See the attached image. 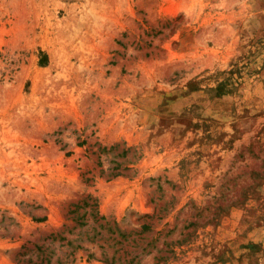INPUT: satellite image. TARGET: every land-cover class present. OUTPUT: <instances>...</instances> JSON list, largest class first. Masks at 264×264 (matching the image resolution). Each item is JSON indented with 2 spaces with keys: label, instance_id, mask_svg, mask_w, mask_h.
<instances>
[{
  "label": "rangeland",
  "instance_id": "rangeland-1",
  "mask_svg": "<svg viewBox=\"0 0 264 264\" xmlns=\"http://www.w3.org/2000/svg\"><path fill=\"white\" fill-rule=\"evenodd\" d=\"M0 264H264V0H0Z\"/></svg>",
  "mask_w": 264,
  "mask_h": 264
},
{
  "label": "trees",
  "instance_id": "trees-1",
  "mask_svg": "<svg viewBox=\"0 0 264 264\" xmlns=\"http://www.w3.org/2000/svg\"><path fill=\"white\" fill-rule=\"evenodd\" d=\"M115 149H116V146H110L108 149L102 148L101 151L99 152V154L110 155L112 157V160H110V161H112L114 163V166L112 167L113 169H116V168H118L120 166V164L118 162H116L114 160V158L117 157V156L123 157L127 153V150H122L121 153L113 154V152L115 151ZM124 168L126 169L127 167H124ZM116 174L117 173H115L114 175H116ZM142 228H145V225H142Z\"/></svg>",
  "mask_w": 264,
  "mask_h": 264
}]
</instances>
